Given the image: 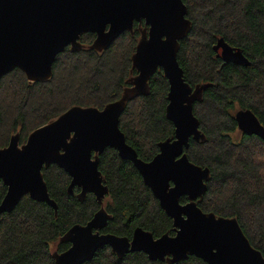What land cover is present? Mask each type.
<instances>
[{"label":"trees","instance_id":"obj_1","mask_svg":"<svg viewBox=\"0 0 264 264\" xmlns=\"http://www.w3.org/2000/svg\"><path fill=\"white\" fill-rule=\"evenodd\" d=\"M191 21L188 36L177 54L184 79L191 86L209 83L200 102L193 106L206 141H190L185 151L191 162L210 171L206 193L197 205L203 212L236 218L249 243L264 257V140L240 134L234 114L249 109L264 128V0H182ZM143 24H141V28ZM124 32L111 46L98 53L87 49L93 34H84V46L59 54L47 82L29 83L18 69L0 80V148L18 134L25 143L35 129L57 118L73 106L102 110L118 99L136 75L131 56L140 35ZM137 29V30H136ZM223 40L239 49L247 65L225 64L214 47ZM150 92L128 102L119 119V129L139 159L150 161L157 144L173 136V125L165 118L168 83L161 70L149 81ZM100 171L109 193L104 208L110 219L104 230L131 238L137 227L154 238L174 235L172 220L133 167L107 148L99 156ZM49 197L56 214L45 203L24 196L11 213L0 214V264H56L52 254L69 244L61 237L75 224H85L98 209L92 195L82 201L67 193L70 178L60 168H43ZM6 186L0 180V202ZM182 197L180 202H185ZM85 264H166L150 261L140 252L119 260L109 248L98 250ZM175 264H206L190 256Z\"/></svg>","mask_w":264,"mask_h":264},{"label":"water","instance_id":"obj_2","mask_svg":"<svg viewBox=\"0 0 264 264\" xmlns=\"http://www.w3.org/2000/svg\"><path fill=\"white\" fill-rule=\"evenodd\" d=\"M144 22L131 56L136 72L120 97L102 110L73 106L54 120L33 130L19 146L18 135L0 148V180L6 193L0 214L11 213L24 196L45 203L56 214L42 169L55 165L70 178L67 193L80 188L79 201L94 195L99 209L85 224L73 225L61 237L69 248L53 253L56 264H85L96 252L108 247L121 260L140 252L150 261L175 264L194 256L206 264H264L233 217L203 212L197 205L206 193L210 171L189 160L190 141L203 143L205 134L193 113L209 83L191 86L177 61L180 42L191 30L182 0H0V80L19 69L29 83L47 82L56 57L67 47L76 52L84 46L80 37L93 34L87 49L101 53L134 23ZM218 50L220 52L218 53ZM223 63L247 65L248 59L223 40L214 47ZM161 70L168 83L165 118L173 125L172 138L157 144V154L148 162L138 158L119 129V119L128 102L150 92L151 77ZM237 130L264 140V128L249 109L234 114ZM129 161L143 184L172 220L174 235L158 238L140 227L131 238L102 232L110 215L102 201L109 190L98 170L99 156L107 149ZM186 197L182 204L180 199Z\"/></svg>","mask_w":264,"mask_h":264},{"label":"flooded vegetation","instance_id":"obj_3","mask_svg":"<svg viewBox=\"0 0 264 264\" xmlns=\"http://www.w3.org/2000/svg\"><path fill=\"white\" fill-rule=\"evenodd\" d=\"M141 24H143V27H142V28H141ZM135 25L137 26V29H138L139 32H140L139 34L141 35V31H142V29L144 28V22L142 21L140 24L135 22L134 25H133V32H132V33H134V31H135V28H134ZM137 29H136V30H137ZM132 33H130V34H132ZM85 35H86V34H85ZM140 35H138V39L140 38ZM93 40H94V39H93ZM137 42H138V40H137ZM136 44H137V43H136ZM67 48H69V47H67ZM67 48H66V49H67ZM66 49H65V50H66ZM219 52H220V50H218V53H219ZM215 53H216V51H215ZM216 57H217V53H216ZM217 58H218V57H217ZM220 60H221V59H220ZM221 61H222V60H221ZM52 68H53V66H52ZM18 70H19V69H18ZM12 71H13V70H12ZM21 72H22V71H21ZM9 73H10V72H9ZM22 73H23V72H22ZM23 74H24V73H23ZM14 135H15V134H14ZM14 135H12V136H14ZM17 135H18V134H17ZM12 136H11V137H12ZM11 137L9 138V140L11 139ZM18 139H19V138H18ZM191 141H192V140H191ZM8 143H9V141H8ZM7 145H8V144H7ZM7 145H6V146H7ZM6 146H5V147H6ZM19 146H21V145L19 144ZM145 162H148V161H145ZM72 192H73V194H72L71 196H75V197L78 199V195H79V193H80V188H78V187H74ZM89 194H90V193H89ZM89 194H87V195H89ZM87 195H86V196H87ZM90 195H92V194H90ZM86 196H85V198H86ZM92 196L94 197V195H92ZM106 196H107V195H106ZM106 196H105V198H106ZM94 198H95V197H94ZM105 198H104L103 201H102V205H104ZM184 198L186 199V197H184ZM78 200H79V199H78ZM95 200H96V199H95ZM186 202H187V199H186V201L183 202L182 204H184V203H186ZM96 203H97V202H96ZM180 203H181V202H180ZM99 207H100V205H98V209H99ZM98 209H97V210H98ZM104 209H105V208H104ZM97 210H96V211H97ZM106 212H107V211H106ZM105 228H106V227H105ZM104 230H105V229H103L102 232H104ZM68 244H69V243H68ZM69 246H70V245H69ZM104 248H108V247H104ZM104 248H102V249H104ZM100 250H101V249H100ZM145 256H146V255H145ZM146 257H147V256H146ZM147 259H148V258H147ZM163 262L166 263V261H163ZM166 264H167V263H166Z\"/></svg>","mask_w":264,"mask_h":264},{"label":"rangeland","instance_id":"obj_4","mask_svg":"<svg viewBox=\"0 0 264 264\" xmlns=\"http://www.w3.org/2000/svg\"><path fill=\"white\" fill-rule=\"evenodd\" d=\"M240 132L239 131H236L235 133H233V134H231V138H232V140H234V141H238L239 140V138H240Z\"/></svg>","mask_w":264,"mask_h":264}]
</instances>
